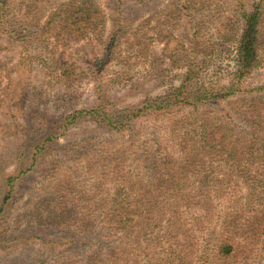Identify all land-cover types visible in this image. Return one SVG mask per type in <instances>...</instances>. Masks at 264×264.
<instances>
[{
    "label": "rangeland",
    "instance_id": "obj_1",
    "mask_svg": "<svg viewBox=\"0 0 264 264\" xmlns=\"http://www.w3.org/2000/svg\"><path fill=\"white\" fill-rule=\"evenodd\" d=\"M256 1L9 0L0 12L9 19L0 24V264H106L119 220L113 210L140 204L133 200L156 172L146 165L180 141L176 131L205 122L213 143L240 141L255 112L264 115V98L253 103L257 94L198 109L148 110L120 131L87 120L65 128L64 120L96 106L99 92L115 116L158 102L192 68L195 87L228 84L241 13ZM73 4L87 8L76 10L86 15L77 23L69 18ZM261 29L260 65L244 88L264 85V22ZM93 68L100 72L93 75ZM41 130L49 132L35 138ZM49 133L57 138L35 153L31 143L42 145ZM115 165L120 178L129 174L136 183L129 182L134 188L118 203L111 201L117 181L103 176ZM10 177L16 179L10 183ZM196 187L187 181L182 193L157 194L165 200L156 208L164 212L155 215L159 236L150 244L162 257L164 247L172 254L161 264H264V190L230 192L218 183L205 184L204 196L188 192ZM84 206L93 209L90 217ZM50 239L58 242L50 245ZM226 242L235 246L229 255L219 249Z\"/></svg>",
    "mask_w": 264,
    "mask_h": 264
},
{
    "label": "trees",
    "instance_id": "obj_2",
    "mask_svg": "<svg viewBox=\"0 0 264 264\" xmlns=\"http://www.w3.org/2000/svg\"><path fill=\"white\" fill-rule=\"evenodd\" d=\"M8 4H10L9 0H0V12ZM57 7L59 8L58 4ZM77 9L82 11L84 7L83 5H79L78 7L75 4L72 5L69 18H73L74 23L86 17L85 11L87 8L84 9V13H76ZM63 10L65 9L61 11ZM240 19L241 28L235 39L234 64L230 73L227 74L230 77L228 84L220 86L210 83L209 85L200 84L195 87L192 82L195 81L194 79L197 73L192 68L188 70L182 83L172 93L163 96L162 100L155 103L146 102L133 109L128 108L122 112V115L117 116L113 115L110 110L106 111L102 106V93L99 92L98 104L89 110H75L67 115L64 120V127H72L78 125L80 121L87 120L90 124L94 122L96 125L107 126L106 128L110 130L120 131L124 128H132V121L148 110H163L168 112L173 108L172 106L177 105H180V107L190 106L198 109L206 104H219L218 102L223 99L228 100L241 96L249 97L254 94L257 95H255L256 98H254L253 103L257 100V97L264 98V85L252 88H244L242 86L246 77L260 65L259 61L262 55L260 51L263 46L261 41V28L264 22V0L256 1L249 11L243 10ZM5 20L4 15L0 14V24ZM8 20H6V23L9 22ZM112 49V45L108 46L107 54L109 56ZM97 70L100 69L93 68V75L100 72ZM103 109L104 112H102ZM262 112L260 109L255 112L254 117L258 123L254 126L255 119L248 122L241 131L240 141L237 144L217 145L212 141L211 136L213 133L209 125L207 126L205 122L200 124L188 123V129L184 126L179 131H176L178 132L176 135L181 138L179 142L174 143V141L168 146H165V148L163 147L164 154L162 158H159L158 155H155V157L151 155L153 158H150L149 161L152 162V165H146V168L150 171L154 169L156 172L153 175L154 180L146 181L142 196L138 198L135 195L136 197L133 201L140 204L128 211L121 209L113 210V216L119 218V220L111 229L112 233L110 236L113 238V246L106 264H140L144 260H146L147 264H156L155 262L161 264V262H165L166 260L169 261L172 254L169 251L167 252L166 247L162 250V257L160 253L158 254L152 250V245L150 244V242H154L159 236L154 230V223L158 217L155 215L164 212L163 207L156 208L158 206L156 203L161 204L165 200L160 202L156 198L158 193L162 195L182 193L185 191L184 187L187 181L189 188L192 185L197 186L188 192L203 196L205 191L203 187L205 184L213 186L219 183L222 186L226 185L227 189L231 186L230 192L244 187L257 188L260 191L264 190V172L262 175L260 173L255 174L259 171H264V115ZM197 118H201V121L203 119L202 114ZM96 125H94L95 128H98ZM48 132L49 130L38 131L35 134V138H37L39 133L45 135ZM195 136L201 139L196 140ZM56 138L57 136L54 133H49L44 138L45 142L42 145L31 143V148L35 150V153H38ZM219 157H222L223 162L218 161L220 163H217L216 158ZM157 162L160 163L159 169L156 167ZM221 168H224L225 172L215 175L214 173H217ZM24 172L23 170L22 174ZM120 174L121 169L116 165L112 173L106 172L103 174V176L106 175L111 180L117 181L115 183L117 186L115 187V192L111 194V201L113 203H118L124 192L129 194V191L134 188L129 183L133 180L131 176L129 177V174H126L123 178H120ZM15 179L14 177H10V183ZM225 181H227L226 184H222ZM131 183L136 184L133 181ZM9 185L11 186V184ZM158 185H161V187L157 188ZM217 191H222V188ZM10 196L12 194L9 192L8 198ZM142 207L146 209L142 210ZM83 208L82 214L90 217V210L93 211V209L88 206H84ZM63 211L61 214H63ZM126 214H133L138 218L137 220L134 217L124 218ZM160 218L162 219V217ZM128 219L135 222L130 223ZM158 223L161 225L163 221ZM166 226L175 228L176 225L166 223ZM144 228L148 231L142 233ZM37 238L40 239L37 236L33 237V239ZM47 242L54 246L58 241L50 239ZM221 244L219 246L221 253L229 255L235 250L233 243L226 242Z\"/></svg>",
    "mask_w": 264,
    "mask_h": 264
}]
</instances>
